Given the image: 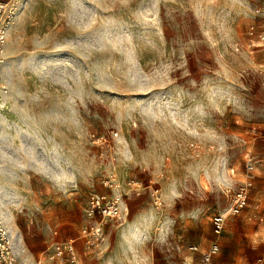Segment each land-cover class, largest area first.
<instances>
[{
    "label": "rangeland",
    "instance_id": "1",
    "mask_svg": "<svg viewBox=\"0 0 264 264\" xmlns=\"http://www.w3.org/2000/svg\"><path fill=\"white\" fill-rule=\"evenodd\" d=\"M11 22L0 204L22 259L70 264L47 253L110 181L122 217L78 239L80 264H201L213 241V264L264 263V0H18ZM242 161L255 176L233 215Z\"/></svg>",
    "mask_w": 264,
    "mask_h": 264
},
{
    "label": "built area",
    "instance_id": "2",
    "mask_svg": "<svg viewBox=\"0 0 264 264\" xmlns=\"http://www.w3.org/2000/svg\"><path fill=\"white\" fill-rule=\"evenodd\" d=\"M18 7V0H0V68L5 60V46L7 41V33L11 20L15 15ZM264 52V48H263ZM242 165L247 171V176L243 180L232 197L230 213L233 215L240 214L249 202V189L253 185L254 164L250 161H242ZM111 187L110 192H100L91 195L85 205V213L87 222L79 232L76 238L55 242L51 251L47 253L51 261L70 264L79 263L78 239L84 243L85 249L95 247L99 240L104 236L105 225L114 223L122 217L123 206L125 204L124 197L113 188L112 182L109 181ZM129 189L128 193L136 191L141 192L143 183L139 179H129L126 182ZM154 202L159 205L162 203L159 189L151 187ZM212 230L216 235L224 232L227 224V217L217 212L211 218ZM193 250H200L197 244L190 246ZM220 251V243L218 241L211 242L204 250L201 251V264H213L214 257ZM42 260H29L21 258L18 246L11 240L10 231L8 230L4 214L0 208V264H41ZM264 264V263H262Z\"/></svg>",
    "mask_w": 264,
    "mask_h": 264
},
{
    "label": "crops",
    "instance_id": "3",
    "mask_svg": "<svg viewBox=\"0 0 264 264\" xmlns=\"http://www.w3.org/2000/svg\"><path fill=\"white\" fill-rule=\"evenodd\" d=\"M11 27H12V25L10 26V28H9V32H10V29H11ZM9 32H8V35H7V39H8V37H9ZM5 66V65H4ZM1 179H2V176H1V171H0V181H1ZM0 186H1V182H0ZM0 208H1V210H2V212H3V214H4V211H3V208L1 207V204H0ZM4 218H5V214H4ZM10 231V230H9ZM10 237H11V240L18 246V239L16 238V239H14L13 237H12V234H11V231H10ZM242 264H248V263H242Z\"/></svg>",
    "mask_w": 264,
    "mask_h": 264
},
{
    "label": "bare ground",
    "instance_id": "4",
    "mask_svg": "<svg viewBox=\"0 0 264 264\" xmlns=\"http://www.w3.org/2000/svg\"><path fill=\"white\" fill-rule=\"evenodd\" d=\"M11 23H12V22H11ZM10 26H11V25H10ZM9 28H10V27H9ZM8 32H9V30H8ZM7 35H8V33H7ZM6 42H7V41H6ZM3 65H5V63H3ZM3 65H2V66H3ZM6 220H7V223H8V221H9L8 218H6ZM4 221H5V218H4ZM7 227H9V229H10V228H11L10 224H8Z\"/></svg>",
    "mask_w": 264,
    "mask_h": 264
}]
</instances>
